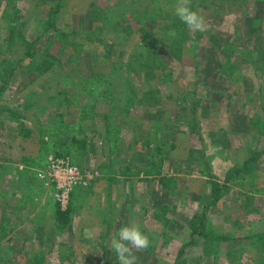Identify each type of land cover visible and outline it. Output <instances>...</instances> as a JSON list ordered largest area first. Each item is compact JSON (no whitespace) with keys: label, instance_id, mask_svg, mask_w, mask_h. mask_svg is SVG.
Listing matches in <instances>:
<instances>
[{"label":"rangeland","instance_id":"374dc122","mask_svg":"<svg viewBox=\"0 0 264 264\" xmlns=\"http://www.w3.org/2000/svg\"><path fill=\"white\" fill-rule=\"evenodd\" d=\"M176 2L0 0V264H118L131 223L137 264H264V0H192L203 33ZM45 155L85 177L65 207Z\"/></svg>","mask_w":264,"mask_h":264},{"label":"clouds","instance_id":"9594fccd","mask_svg":"<svg viewBox=\"0 0 264 264\" xmlns=\"http://www.w3.org/2000/svg\"><path fill=\"white\" fill-rule=\"evenodd\" d=\"M191 5L192 0H177L174 7L175 16L186 25L190 33L206 32L208 25L205 17ZM170 34L175 36V30ZM149 246V237L136 223L120 227L117 236L109 242V248L115 254L118 264H137L138 257L135 253Z\"/></svg>","mask_w":264,"mask_h":264},{"label":"built area","instance_id":"2783aa9c","mask_svg":"<svg viewBox=\"0 0 264 264\" xmlns=\"http://www.w3.org/2000/svg\"><path fill=\"white\" fill-rule=\"evenodd\" d=\"M38 177L47 186H54L56 199L64 207L68 205L72 190L83 183L85 177L79 167L68 158L51 156L46 169L38 173Z\"/></svg>","mask_w":264,"mask_h":264},{"label":"crops","instance_id":"0c3cea01","mask_svg":"<svg viewBox=\"0 0 264 264\" xmlns=\"http://www.w3.org/2000/svg\"><path fill=\"white\" fill-rule=\"evenodd\" d=\"M21 119V118H20ZM22 122H23V124H26L27 122H25L24 120H22L21 119V122H20V120H19V123L17 124V123H15L14 124V127H15V129H19V128H21L22 127ZM20 125H21V127H20ZM28 129H31V132H36V129H35V127L33 128V125H25ZM14 127H12L11 128V131H13L14 130ZM2 130H5V129H2ZM6 131V130H5ZM11 134L13 135V132H11ZM12 135H10V134H8L7 133V131H6V133H3V135L2 136H0V142H1V147H2V149H4L5 151H6V149H8L9 148V146H10V144L12 145L13 144V142L15 141L13 138L14 137H12ZM32 140H34L35 139V136H33L32 138H31ZM12 141V142H11ZM30 141V140H29ZM44 150L43 149H41V151L38 153V155H36V157H38L39 155H41V154H43L44 152H43ZM9 154V153H8ZM7 154V155H8ZM50 156V155H49ZM49 156L47 155H45V157L43 156V158H41L40 157V160L41 159H43L42 161H40L39 160V164L38 165H36V168L35 169H33V172H35V174H37V171H39L40 169H42V168H46V165H47V163H48V158H49ZM7 157L8 156H3V159H4V161H6V160H8L7 159ZM20 161V160H19ZM3 164V163H2ZM32 165H35V162L34 163H26V167H28V168H31L32 169ZM24 167V166H23ZM23 172V171H22ZM31 173V172H30ZM26 174H28V172H23L22 173V177H24ZM26 237H24V236H21V238L23 239V240H25V238H28V234L27 235H25ZM28 240H29V238H28ZM32 240V239H31Z\"/></svg>","mask_w":264,"mask_h":264},{"label":"trees","instance_id":"16d2710c","mask_svg":"<svg viewBox=\"0 0 264 264\" xmlns=\"http://www.w3.org/2000/svg\"><path fill=\"white\" fill-rule=\"evenodd\" d=\"M219 193H220L219 187L214 185L212 190H211V196H212L213 201L218 200ZM196 218H198V215H196L194 217V219H196ZM199 219H200V217H199ZM192 223L190 222L191 225H192ZM199 225L200 226L197 227L196 231H194L193 234L202 235V237L205 240H207L208 242H212L213 244H216V245H219L222 242V240H224V238L222 236H219V235L213 236L210 233H208L206 227L203 224L201 225V223H200ZM181 252H183V250ZM179 262H182V261H179Z\"/></svg>","mask_w":264,"mask_h":264}]
</instances>
